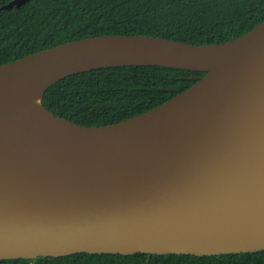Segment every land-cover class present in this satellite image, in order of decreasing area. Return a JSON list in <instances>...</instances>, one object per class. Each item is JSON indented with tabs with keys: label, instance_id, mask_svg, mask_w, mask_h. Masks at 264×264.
Instances as JSON below:
<instances>
[{
	"label": "water",
	"instance_id": "water-1",
	"mask_svg": "<svg viewBox=\"0 0 264 264\" xmlns=\"http://www.w3.org/2000/svg\"><path fill=\"white\" fill-rule=\"evenodd\" d=\"M116 67L206 75L114 125L84 127L44 108L54 84ZM33 91L41 115L16 105ZM260 251L264 22L218 45L104 36L0 66V261Z\"/></svg>",
	"mask_w": 264,
	"mask_h": 264
},
{
	"label": "trees",
	"instance_id": "trees-1",
	"mask_svg": "<svg viewBox=\"0 0 264 264\" xmlns=\"http://www.w3.org/2000/svg\"><path fill=\"white\" fill-rule=\"evenodd\" d=\"M13 0H0V9ZM264 22V0H30L0 10V66L71 42L148 36L197 46L236 40ZM206 73L116 67L70 76L42 104L84 127L143 115L185 92ZM0 264H264V251L216 256L90 255L6 260Z\"/></svg>",
	"mask_w": 264,
	"mask_h": 264
},
{
	"label": "bare ground",
	"instance_id": "bare-ground-1",
	"mask_svg": "<svg viewBox=\"0 0 264 264\" xmlns=\"http://www.w3.org/2000/svg\"><path fill=\"white\" fill-rule=\"evenodd\" d=\"M16 105L24 111L41 115L43 113L41 106V92L33 91L22 96L16 101Z\"/></svg>",
	"mask_w": 264,
	"mask_h": 264
}]
</instances>
